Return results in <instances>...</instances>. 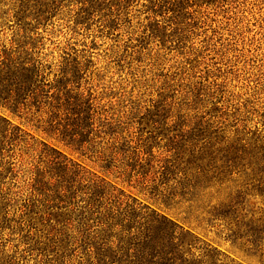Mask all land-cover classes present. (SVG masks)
Here are the masks:
<instances>
[{
    "label": "rangeland",
    "instance_id": "obj_1",
    "mask_svg": "<svg viewBox=\"0 0 264 264\" xmlns=\"http://www.w3.org/2000/svg\"><path fill=\"white\" fill-rule=\"evenodd\" d=\"M82 2L26 0L21 9L22 0H0V61L3 56L31 58L39 72L38 90L44 93L55 86L61 69L73 74L74 85L93 106L89 137L94 144L89 154L108 153L106 143L116 138L117 147L134 149L144 160L193 154L206 165L211 162L206 169L216 172L223 154L219 148L225 146L220 140L230 142L235 134L227 128L221 132L214 108L229 113L237 109L240 119L245 118L235 125L238 132L256 128L264 135V0ZM19 10L30 17L18 21ZM34 15L43 18L35 21ZM183 129L188 133L180 137ZM1 147L0 189L25 199L30 178L44 181L49 174L40 156L43 147L29 149L14 141ZM126 155H118V160L124 159L120 167L127 163ZM234 172L230 178L236 183L229 185H243L245 213L264 218V192L249 195L248 181ZM114 176L109 179L136 201L153 203ZM56 182L57 177L49 179L52 186ZM9 210L17 216L18 205ZM220 232L214 227L201 235L236 262L260 264L256 257H244ZM15 239L8 231L0 232V258L17 250ZM25 257L26 264L37 260L35 255Z\"/></svg>",
    "mask_w": 264,
    "mask_h": 264
},
{
    "label": "trees",
    "instance_id": "obj_2",
    "mask_svg": "<svg viewBox=\"0 0 264 264\" xmlns=\"http://www.w3.org/2000/svg\"><path fill=\"white\" fill-rule=\"evenodd\" d=\"M82 1L96 5L100 0ZM22 2L24 9L27 3ZM28 17L19 10L18 21ZM60 71L48 96L38 90L39 72L31 58L3 56L0 61V151L13 141L29 149L41 146L40 156L50 170L44 181L30 178L25 199L0 189V232L16 236L18 244L12 255L1 256L0 264H26L25 254L37 256L34 264H243L203 239L201 234L214 227L244 257L264 264V218L247 216L243 185H229L236 183L230 178L236 171L248 181L249 195L264 192V135L256 128L238 132L235 125L245 118L240 119L237 109L229 113L214 108L221 132L227 128L235 134L230 142L221 138L225 146L219 148L223 154L216 172L206 169L211 162L206 165L193 154L144 160L134 149L117 147L116 138L106 143L108 153L91 155V99L79 93L73 74L71 79L68 71ZM124 154L127 163L120 167L124 159L118 155ZM113 174L154 204L136 201L109 179ZM51 177H57L53 186ZM169 182L173 184L167 186ZM16 204L14 216L9 209Z\"/></svg>",
    "mask_w": 264,
    "mask_h": 264
}]
</instances>
